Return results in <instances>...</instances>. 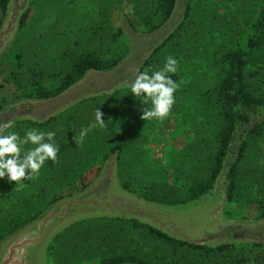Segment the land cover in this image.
Returning a JSON list of instances; mask_svg holds the SVG:
<instances>
[{
  "label": "rangeland",
  "instance_id": "374dc122",
  "mask_svg": "<svg viewBox=\"0 0 264 264\" xmlns=\"http://www.w3.org/2000/svg\"><path fill=\"white\" fill-rule=\"evenodd\" d=\"M139 1L141 2V0H78L76 3H71L69 0H10L0 22V112H6L12 105L26 100L35 102L48 100L28 99L21 95L23 89L20 85L7 81L9 78L6 75L7 69L9 67L16 69L12 63L14 60L12 54L15 53L16 48L23 55L22 59L26 66L19 70L18 80L26 84L32 83L29 77L34 74L36 80L49 84L51 80L68 70L71 59L78 53L105 47L102 42L105 40L107 29L105 25H108L104 23L105 20H109L113 25H119L126 39L130 41L129 53L115 68L109 71H88L60 94L56 102L39 103L41 106L38 107V116L41 119L44 118L42 115L68 104L66 109L52 115L59 118L48 126L47 131L33 127L30 121H36L31 119L28 121L23 119L17 125L9 129L6 127L4 130L8 129V133L16 132L20 137H24L31 129L51 131L55 133L53 137L55 144H71L78 153L85 149L87 136L99 138L97 144L101 148L122 140L125 146L121 157L117 160V154L115 156L112 153L101 167L98 165L100 153L95 158L94 164L81 166L80 169L78 161L73 157L58 165L52 164L51 159H46L43 165L47 164L46 170L51 171V175L43 183H37L35 187L30 184L29 187L34 189L33 191L44 190L41 197L46 193L49 196L51 189L57 187L58 176H64L61 182H66L73 174H78L83 184L87 183V185L81 190H77L73 184L59 189L58 195L67 197L90 187L100 176L102 183L114 177L118 191L115 199L128 202L126 198H130L137 200L141 205L159 208L163 211L161 213L169 217L173 216L179 224L182 222L186 225L182 226L181 234L174 236L188 239L201 238L211 228L206 218L207 214H210L208 204L214 200V190L185 204L163 205L146 201L128 189L124 190L120 180L132 182L130 184L132 187H136L133 181H142L151 185L162 184L165 179L169 185L177 184L178 176L174 175V167L169 163L177 157L181 149L188 145L194 146V151L202 147L203 153L210 149L204 144L219 125L218 111L210 99L218 81L216 67L218 54L223 46L230 48L238 47V43L243 44L238 38L243 39L248 33L247 22H252L255 17L254 8L259 7L260 4L256 0H212L215 1V6L210 4L197 8L195 3L198 0H176L167 22L153 32H144L140 28L141 23L136 13L138 10L135 4ZM147 1L151 2V0ZM188 3L191 4V17L182 30L183 37L174 39L171 42L174 46H168L156 56L159 58L156 64L162 68L166 62L163 61L164 58L175 56L171 50L174 47L176 51L180 50L177 73L181 76L175 81L178 84L173 94L175 103L167 117L144 120L141 118V110L149 109L150 102L140 104V98H135L126 89H130L129 85L138 76L140 63L150 54V48L163 40L184 18ZM26 11H28L25 19L27 25L18 32L19 21ZM169 51L171 52L168 53ZM111 82L114 84L119 82L122 85L114 87ZM98 109L102 112V119L107 127L91 128L83 142L77 143L81 130L89 128L94 123ZM258 118L264 120V111L258 115ZM253 140L255 142L250 143L246 152L241 173L243 176H239L241 181L249 180L257 174L264 175V132L257 134ZM25 146L26 151L34 148L31 143ZM0 180L5 182L4 184L8 182L6 178ZM217 180V188L223 191V196L224 175H220ZM245 189L244 193L240 191L242 199L237 206L226 204L225 198L224 208L221 207L222 213L214 224L217 229L214 232H206L204 238L206 242L217 244L226 239H234L230 242H236L237 245L248 241L264 242V218L256 219V208L248 201L249 196L252 195L264 199V187L254 186L252 189ZM40 203H42L41 199L38 205ZM44 203L45 201L43 205ZM213 204L215 201L212 202ZM32 207L36 208V204ZM159 217L162 218L161 224L168 227L167 231L159 227L155 219L154 223L146 219H138L170 235L172 234L168 229L174 234L179 232L173 229L176 224L173 219L171 220L174 224L166 221L163 216ZM53 238L49 244L53 242ZM55 247L50 261L47 249L44 246L40 248L42 264H100V257L126 249H138L142 257H157L160 256L159 250L164 245L146 235L142 229H133L125 224L120 226L118 223L94 221L74 227L58 240ZM198 264H209V261Z\"/></svg>",
  "mask_w": 264,
  "mask_h": 264
},
{
  "label": "trees",
  "instance_id": "16d2710c",
  "mask_svg": "<svg viewBox=\"0 0 264 264\" xmlns=\"http://www.w3.org/2000/svg\"><path fill=\"white\" fill-rule=\"evenodd\" d=\"M9 1L0 0V22ZM69 1L76 3L78 0ZM256 1L259 2L260 6L254 8L255 17L252 22H247L246 30L248 33L243 39L238 38L240 39L238 41H243V44L238 43V47L230 48L223 46L216 60L218 81L214 86V94L210 99L212 105L218 111L219 125L215 133L204 144L205 147L210 149L204 153L202 147L194 151L195 147L192 145L181 149L177 157L169 163L174 167V175L178 176L177 184L169 185L165 179L162 184L151 185L142 181H133L136 187H132L130 185L132 182L120 180L124 190L128 189L131 193H135L149 202L163 205H180L197 200L214 190L218 183V177L224 175L226 204L237 206L242 199L240 191L244 193L245 188L264 187V175L259 176L257 174L249 180L244 179V181L239 179V176H243L241 174L243 163L250 143L255 142L253 139L257 137V134L264 132V120L258 118V115L264 111V0ZM175 2L176 0L139 1L135 6L138 10L136 12L137 17L141 23L140 28L144 32L157 30L170 18ZM210 4L215 6V1L198 0L195 6L197 5V8H199ZM190 5V3L186 5L184 18L177 24L175 29L173 28L163 41L147 57H144L140 63L138 75L145 70H148L151 74L152 71L161 69L156 64L159 60L156 56L163 50L165 51L168 46H174L171 43L174 39L183 37L182 30L187 26L191 17L190 12L192 9ZM27 15L28 11L22 15L18 32L22 31L27 25L25 23ZM104 23L108 24L105 25V28H107L105 30V40L101 39L105 47L96 50L88 49L78 53L71 59L68 70L53 79L54 81L51 80V83L44 84L48 82L36 80L34 74L29 77L32 79V83L27 82L26 84V82L18 80L19 70L26 68L22 59L23 55L18 48L12 54V60L14 59L12 63L16 69L13 70L11 67L7 69L8 73L6 75L9 77L7 81L20 85V88L23 89L21 95L28 99H49L63 93L88 71H109L115 68L129 53L130 40L126 39L127 37L119 25H113L109 20H105ZM217 39L219 41V36H217ZM192 40L195 42L193 37ZM198 42L199 40L197 45ZM171 51L175 55L173 57L179 62L178 53L180 50L176 51L174 47ZM163 61L165 62L166 59L164 58ZM168 75L174 81L181 76L180 73H169ZM126 90L130 91L129 88ZM58 118L52 116L41 123L37 124L30 121V124L33 127H39L47 131L48 126L52 125ZM21 120L23 119H14L10 124L12 126L17 125ZM25 120L28 121V119ZM7 130H4L1 135L9 134ZM47 139L44 138L42 142H49ZM120 141L112 142L110 145L101 148L97 144L99 138L95 139L87 136L84 144L85 149L79 153L71 144H57L59 151L55 161L52 160V164L58 165L69 157L71 159L73 157L78 161V168L80 169L81 166L94 164L95 158L100 153L98 165L101 167L110 154L116 153L117 160L121 157L125 144L122 143V140ZM20 155L23 158L25 153L21 152ZM48 164L52 165L51 163ZM46 165L41 167L38 175H34L31 179H24L22 182L9 181L7 177H4L8 180L6 184L0 180V243L7 236L37 218L52 203L61 198L62 194L61 197L58 195L60 193L59 189L73 184L77 190H81L87 185V183L83 184L78 174H73L71 179L68 178L66 182H61L64 176H58L56 179L57 187L51 189L49 196L46 193L44 197H41L45 191H33L34 189H31L29 185L35 187L37 183H43L44 180L48 179L51 171L46 170ZM74 165L76 164L74 163ZM30 171V169L26 170V175ZM39 199L42 203L38 205ZM43 201H45V205H43ZM248 201L256 208V219H263L264 199L252 195L249 196ZM34 204H36V208L32 207ZM94 221L118 223L120 226L125 224L133 229H142L146 235L157 239L164 245L159 250L160 256L157 257H142L140 250L126 249L100 257V264H198L202 261H209V264H264V242L262 241H248L238 245L236 242H225L216 246H209L200 242L173 237L160 228L144 223L137 218L109 217L107 215L81 218L65 226L62 231L57 232L52 240L53 242L48 245L46 250L49 261L54 254L58 240L74 227Z\"/></svg>",
  "mask_w": 264,
  "mask_h": 264
},
{
  "label": "water",
  "instance_id": "95a60500",
  "mask_svg": "<svg viewBox=\"0 0 264 264\" xmlns=\"http://www.w3.org/2000/svg\"><path fill=\"white\" fill-rule=\"evenodd\" d=\"M162 41L163 40L154 44V46L150 48L149 53L152 52V50ZM111 84L114 83L111 82ZM119 84L120 83L118 82L113 86L115 87ZM59 98L60 95L49 98L44 102L43 100H37V102L26 100L18 107L16 105L12 106L9 112H0V116L4 117L3 123L0 125V135L6 128L5 125L10 124L14 119L30 118L36 122H43L55 113L66 109L68 104H64L57 107L52 112L42 115L44 116L42 119L38 116V107L41 106L39 103L48 104L56 102ZM25 109H28L29 113L26 114ZM114 155L116 156V153H114ZM115 184L116 182L114 177H110L102 183L100 176V178L93 185L86 188L82 192L56 200L41 215L25 224L11 235L7 236L0 243V264H42L39 254V250L42 246L47 249V246L54 235L68 224L81 218L91 216H133L132 218L146 219L152 223H154V221L150 220V217L163 216L166 221L173 223L171 220L173 219L176 223H173V229L179 232L177 234H172L171 236L177 238L178 236L174 235H178L183 232L182 226L184 224L182 222L179 224L173 216L169 217L168 215L161 213L163 211L159 208L141 205L137 200L130 198H126L128 202L125 200L118 201L115 199V196L118 194ZM217 187L218 186L215 187L213 192V201H215V204L212 205L213 201L208 204L210 206L208 209L210 214H207L206 218V222L211 224V228L206 230L211 232H214L217 229L214 224L222 213L221 207L224 208L225 203V193H223L222 196L223 191ZM206 232L203 236H201V238L185 239L181 236L178 238L192 242H200L209 246H216L218 244L225 243L226 241L230 242L234 240L226 239L222 242H218L217 244H212L204 240Z\"/></svg>",
  "mask_w": 264,
  "mask_h": 264
},
{
  "label": "clouds",
  "instance_id": "9594fccd",
  "mask_svg": "<svg viewBox=\"0 0 264 264\" xmlns=\"http://www.w3.org/2000/svg\"><path fill=\"white\" fill-rule=\"evenodd\" d=\"M178 60L172 56L167 57L164 66L149 74L148 70L141 72L135 80L129 85L131 94L138 97L140 104H148L151 107L147 110H141V118L152 120L156 118L163 119L169 115L170 109L175 103L174 92L178 84L169 76V73L175 74L178 71ZM100 109L96 111L95 121L89 128H84L79 134L77 143L83 142L85 136L93 127L104 129L107 124L102 119ZM5 127H12L11 124ZM47 136L50 142H42ZM54 132H42L36 129L27 131L24 137L18 133L11 132L7 135H0V178L7 177L9 181L22 182L23 179H31L38 175L46 159L55 161L59 146L55 144ZM31 143L34 148L24 150V145ZM21 152L25 155L21 158ZM31 170L26 175V170ZM22 186V184H21Z\"/></svg>",
  "mask_w": 264,
  "mask_h": 264
},
{
  "label": "flooded vegetation",
  "instance_id": "af4514ba",
  "mask_svg": "<svg viewBox=\"0 0 264 264\" xmlns=\"http://www.w3.org/2000/svg\"><path fill=\"white\" fill-rule=\"evenodd\" d=\"M12 2V1H11ZM9 4V3H8ZM6 45V44H5ZM4 45V46H5ZM23 103V102H22ZM22 103H20V104H17L16 106L18 107L19 105H21ZM12 106H14V105H12ZM12 106L6 111V112H9L10 110H11V108H12ZM26 110V114L27 113H29V111H28V109H25ZM24 111V110H23ZM28 119H30V118H28ZM3 120H4V117H1L0 116V125L3 123ZM154 219L155 220H157L158 221V226L159 227H163L165 230L168 228L167 226H164L163 224H161V222L160 221H162V218L161 217H150V220H153L154 221ZM158 228V227H157ZM169 231H170V233L171 234H174V233H172L171 232V230L170 229H168ZM232 230V229H231ZM167 231V230H166ZM233 231V230H232ZM165 232V231H164ZM167 233V232H166ZM231 233V232H230ZM178 238V237H177ZM181 239V238H180ZM186 239V238H185Z\"/></svg>",
  "mask_w": 264,
  "mask_h": 264
}]
</instances>
